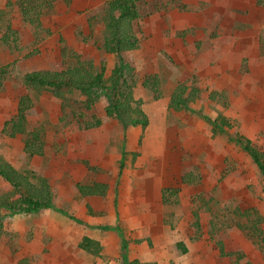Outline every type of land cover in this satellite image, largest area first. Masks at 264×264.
<instances>
[{"label":"rangeland","instance_id":"1","mask_svg":"<svg viewBox=\"0 0 264 264\" xmlns=\"http://www.w3.org/2000/svg\"><path fill=\"white\" fill-rule=\"evenodd\" d=\"M17 1L0 0V65L8 69L0 88V156L33 183L43 178L53 207L7 213L0 264H264V178L233 140L242 135L264 149V0H139V45L121 57L147 121L126 127L105 114L104 96L86 109L79 90L58 96L23 82L27 72L72 62L62 59L63 46L96 67L104 63L109 75L119 57L100 47L108 0H57L40 29L23 20ZM7 22L17 42L2 41ZM178 87L185 105L174 108ZM23 93L33 101L27 128L40 135V155L24 151L27 134L3 130ZM218 115L229 126L213 127L208 118ZM95 118L101 124L86 127ZM103 146L110 154L99 159ZM88 162L97 169L84 176ZM97 180L108 191L89 198L87 210L77 182ZM164 188L177 193L157 203ZM12 191L0 176V192ZM83 235L100 241V255L77 247ZM216 240L228 243L231 255L221 254Z\"/></svg>","mask_w":264,"mask_h":264},{"label":"trees","instance_id":"2","mask_svg":"<svg viewBox=\"0 0 264 264\" xmlns=\"http://www.w3.org/2000/svg\"><path fill=\"white\" fill-rule=\"evenodd\" d=\"M11 4L10 0H5ZM57 0H18V8L21 17L29 23L34 29L42 28L41 16L46 8H51L52 3ZM69 3L71 0H63ZM0 10V15H2ZM141 17L139 0H108L103 9L104 35L101 49L107 53H113L119 57V63L114 65L110 74H106V67L101 63L96 67L92 59L83 58L79 53L62 47V59L68 56L72 59L65 68L57 70H34L24 74L23 82L26 86L41 92L44 88H50L58 96L62 95L66 89L79 90L85 96L80 101L81 106L90 109L95 102L104 96L107 100L105 114L115 116L123 127L128 125L145 124L147 116L141 108V102L134 97L132 87L127 83L124 77L126 68L125 61L121 53L126 50L135 49L139 45V38L134 31V22ZM13 36V39H10ZM2 41L9 44V41L17 42L15 30L7 22L6 31L2 36ZM7 66L0 65V88L2 81L7 74ZM151 80L145 81L150 85ZM153 85V84H151ZM184 87L176 88L170 96L169 106L180 108L185 105L183 98ZM17 111L14 117L5 121L3 130L10 137L16 134H27L24 141V151L30 155H40L42 153V144L40 135L36 130L27 128L26 110L33 104L32 99L27 93L19 95ZM213 127L223 129V126H229L227 118L218 115L215 119L208 118ZM101 124L100 118H95L94 122L87 123L86 127H95ZM29 132V133H28ZM234 142L247 153L258 171L264 178V149H258L252 141L242 135L233 138ZM93 169H96L93 167ZM189 170L182 171V180L186 182L189 179ZM0 176L3 177L13 188L11 193L0 192V237L3 233V222L7 213L16 212H37L42 208H51L52 196L48 183L39 178L35 184L29 179V174L16 169L0 156ZM108 185L103 182L93 181L90 183H77V189L81 196H105ZM177 188H164L162 190L164 201L170 199L169 196L175 195ZM17 196H16V195ZM3 210L8 212L3 213ZM194 226L199 228V221L195 220ZM220 253L231 255V250L225 251V245L228 243L222 240H216ZM185 251L186 246L182 242H177ZM78 247L84 251L98 256L101 253L102 245L98 240L83 236ZM14 250V248H13ZM227 252V253H226ZM19 264H28L27 258H22ZM130 264H142L134 259Z\"/></svg>","mask_w":264,"mask_h":264},{"label":"crops","instance_id":"3","mask_svg":"<svg viewBox=\"0 0 264 264\" xmlns=\"http://www.w3.org/2000/svg\"><path fill=\"white\" fill-rule=\"evenodd\" d=\"M42 27H43V25H42ZM109 151V150H108ZM107 151V152H108ZM107 152H106V148H104V146H103V148H102V150H98V158L100 159V155L102 156V155H104L105 156V158H106V156H108L109 154H110V151H109V153H108V155H107ZM114 155H116V154H114ZM122 154L120 153L119 154V158H116L115 160H117V159H119V161H120V159L122 160V156H121ZM96 158H97V156H96ZM97 158V160L99 161V162H101L99 159ZM90 163L92 164H94V161H92V160H90ZM89 162L87 163L88 165H84L85 166V168H86V172L84 173V176L86 175V173H88L89 174V172L90 173H94L95 171H96V169H93V167H96V166H94V165H91ZM109 163V162H108ZM121 163V162H120ZM110 165H112L111 163H110ZM110 167H113V166H110ZM119 167V166H118ZM117 167V168H118ZM118 173H120V170L118 171ZM80 181H82V179H79ZM80 181H78V182H80ZM98 181V180H97ZM77 182V183H78ZM93 182V181H92ZM98 182H102L101 180H99ZM103 183H105V182H103ZM107 184V183H106ZM78 190V189H77ZM78 194H79V192H78ZM80 195V194H79ZM81 196V195H80ZM81 197H83L84 199H86V202H85V208H87V210H90V208H91V206H90V202L88 201V199L89 198H93L94 196H81ZM160 197L161 198H157V201H159V202H157V203H161L163 200V194H162V191H161V194H160ZM84 236V235H83ZM86 236H88V237H90V238H93L92 237V235H86ZM81 239V238H80ZM94 239V238H93ZM96 240V239H95ZM99 241V240H98ZM79 242H80V240L77 242V245L79 244ZM100 242V241H99ZM101 244V243H100ZM102 245V244H101ZM78 247V246H77ZM79 248V247H78ZM79 249H81V248H79ZM81 251H83L84 253H86V254H89V255H93V254H91V253H88V252H86V251H84L83 249H81ZM102 251V250H101Z\"/></svg>","mask_w":264,"mask_h":264}]
</instances>
